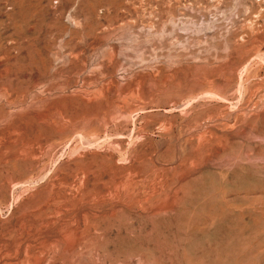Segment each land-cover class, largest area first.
Returning <instances> with one entry per match:
<instances>
[{"label":"rangeland","instance_id":"374dc122","mask_svg":"<svg viewBox=\"0 0 264 264\" xmlns=\"http://www.w3.org/2000/svg\"><path fill=\"white\" fill-rule=\"evenodd\" d=\"M0 264H264V0H0Z\"/></svg>","mask_w":264,"mask_h":264}]
</instances>
